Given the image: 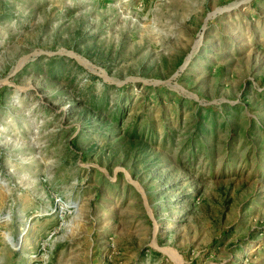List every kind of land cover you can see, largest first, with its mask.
Here are the masks:
<instances>
[{"label": "rangeland", "instance_id": "rangeland-1", "mask_svg": "<svg viewBox=\"0 0 264 264\" xmlns=\"http://www.w3.org/2000/svg\"><path fill=\"white\" fill-rule=\"evenodd\" d=\"M0 264H264V0H0Z\"/></svg>", "mask_w": 264, "mask_h": 264}]
</instances>
